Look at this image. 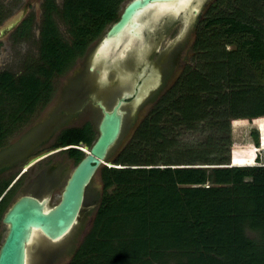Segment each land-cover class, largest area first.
I'll return each mask as SVG.
<instances>
[{
    "label": "trees",
    "instance_id": "1",
    "mask_svg": "<svg viewBox=\"0 0 264 264\" xmlns=\"http://www.w3.org/2000/svg\"><path fill=\"white\" fill-rule=\"evenodd\" d=\"M123 1L43 2L38 58L19 75L0 72V148L49 103L54 78L118 20ZM193 50L194 65L110 153L116 167L100 169L91 228L66 264H264V165L230 166L231 122L264 118V0H215ZM183 134L197 135L195 145L181 144ZM94 137L86 124L62 131L53 147L90 146ZM15 188L0 200V224Z\"/></svg>",
    "mask_w": 264,
    "mask_h": 264
},
{
    "label": "rangeland",
    "instance_id": "2",
    "mask_svg": "<svg viewBox=\"0 0 264 264\" xmlns=\"http://www.w3.org/2000/svg\"><path fill=\"white\" fill-rule=\"evenodd\" d=\"M62 1L63 0H55L56 5L59 7ZM214 1L215 0H190L187 9L185 8L184 10H187L186 12L188 13L191 12V15L184 27L183 25L185 24L181 25L179 21L182 20V15H178L174 12L162 13L155 17V19H151L153 22L148 24L147 30H144L145 43L142 46L140 45L141 47L133 53L138 57L143 56L142 61L139 62V66L137 63L135 65L132 62V64L129 63V58H133L130 50L128 51L129 57H127V54L126 56H124L125 54H122L121 57L120 55L118 56L117 51L120 49L121 44L110 49V52L112 55L115 54V57L111 54L110 56H106L105 54V58L102 57L98 61L100 62V66H96L94 54L103 40L105 32L109 29V27H107L100 38L88 46L83 56L77 59L64 74L54 79L53 93L49 103L42 109L36 111L24 126L6 139L5 145L0 148V168L4 167L5 157L10 153L13 155L15 151L18 159L21 158L20 161H25L42 151L49 150V146L53 144L56 139L55 136L57 135L55 132L60 129L59 127L66 126L67 128H78L89 124L96 130L100 115H98L99 111L94 104L95 101L102 100L108 106H111L122 94V91L131 88L135 81V77L126 81L117 79L120 78L119 72H116L114 69H116L119 60L123 62L118 63L123 69L134 68V66L137 65V67H135L137 72H139L145 63H147V66L151 64L154 66L153 68L160 73L161 77L159 78V84L136 108H132V101L129 102V105L125 109L126 114L122 135L118 144L111 152L112 158H114L126 147L137 125L152 109L155 103L153 99L155 98L158 100L168 86L172 87L178 79L177 77H179V74H181L187 66L194 65L193 44L196 34L194 25L198 19L203 18V14H205ZM2 2H5V0H1V3ZM128 2H130V0H124L121 3L119 14ZM41 11L42 6L39 2L36 4V8L32 6L31 9L28 10V16L34 23L33 26H31L32 28L30 29L29 35H26L27 37H19L17 39L13 37V35H15L13 33L0 41V72L7 71L14 75H19L27 61L38 58ZM17 13L18 11L11 13L6 18V25L4 27L7 26V22L11 23L17 18ZM55 22L61 36L68 39L67 28L63 25L62 20L56 17ZM141 25L145 26L146 23L143 21L139 23L133 20L130 27L136 26V28H138V26L140 27ZM149 30L154 32L145 37ZM128 43L129 39H126L122 44L128 46ZM146 46L150 49L147 55ZM104 59H106V62H104ZM108 59L115 61L111 64ZM90 65L98 72L99 76L96 73L89 74L87 72L86 69ZM100 67H105L106 70L103 72ZM136 71L135 73H137ZM98 80H100L101 84L97 83ZM129 80L130 83H128ZM254 132H257L258 144L255 142ZM196 139L198 140L197 135L193 134H183L180 136L181 144L186 142L185 144H188V146L195 145ZM263 141L264 118L255 123L254 119L232 121L230 166L264 165ZM63 157V152H60L48 159L35 163L27 169L23 168V173L22 171L19 173L16 168L12 172H6L1 175L0 181L11 179L12 182H17L14 186V188L16 187L15 194L10 203H13L24 192H30L38 197L48 196L50 205L56 204L60 197V190L74 167L69 160ZM239 161L247 162V164H237ZM5 165L12 166L13 163ZM53 165L55 167L51 168ZM99 171L94 176L87 190L79 221L75 227L72 228L73 230L71 233L62 242L61 246L54 249L41 250L36 244L32 243L30 246L31 264H65L67 255L81 243L82 239L91 228L96 209L100 202L102 184L100 183ZM60 173L63 174L61 184H48L52 181L51 178ZM96 201H98V204L94 208L92 205H94ZM5 234L6 227L1 223L0 236H2V240Z\"/></svg>",
    "mask_w": 264,
    "mask_h": 264
},
{
    "label": "water",
    "instance_id": "3",
    "mask_svg": "<svg viewBox=\"0 0 264 264\" xmlns=\"http://www.w3.org/2000/svg\"><path fill=\"white\" fill-rule=\"evenodd\" d=\"M177 0H130L120 14L119 19L112 23L105 32L104 38L96 49L97 59L100 49L115 40L125 30L135 32L136 26L130 27L136 16L141 15L154 4L171 3ZM143 11V12H142ZM18 22V20H16ZM141 23L140 20H138ZM10 27L0 30V35ZM137 33V32H136ZM116 49V48H115ZM126 45L121 44L118 55L124 54ZM94 69L93 66L90 70ZM117 78L126 81L135 77L131 88L108 106L102 100L95 101L101 116L97 124L98 136L91 146L82 151L85 156L71 171L67 178L59 201L50 205L49 197L23 195L16 199L4 213L1 223L6 227V234L0 244V264H31L30 246L36 244L39 249H54L61 246L77 222L84 207L85 191L93 181L95 174L103 167H116L109 160V155L118 144L122 135L127 100L132 99V108H136L158 86L159 74L143 69L141 73ZM156 77V78H155ZM125 78V79H124ZM58 148L54 151L62 150ZM54 151L34 156L24 165L27 169Z\"/></svg>",
    "mask_w": 264,
    "mask_h": 264
},
{
    "label": "flooded vegetation",
    "instance_id": "4",
    "mask_svg": "<svg viewBox=\"0 0 264 264\" xmlns=\"http://www.w3.org/2000/svg\"><path fill=\"white\" fill-rule=\"evenodd\" d=\"M45 0H5V2H2L1 3V0H0V30L1 29H4V28H6V27H4L5 25H6V18L11 14V13H14V12H16V11H18V13H17V15H16V19L13 21V22H7V25H8V27H10L9 29H7L6 31H4L3 32V34L2 35H0V41H2L3 39H5L7 36H10V34H15V35H13V37H16L17 39L20 37V38H22V37H27L25 34H22L21 33V31H20V25H22V23L24 22V21H29V25L28 26H30V29L32 28L31 26H33V23L34 22H32V20L29 18V16H28V10H30L31 9V7L32 6H35V8H36V4H38V2L39 3H41V6L43 7V2H44ZM54 3H56V2H54ZM6 6V7H5ZM6 8V9H5ZM10 8V9H9ZM123 11V10H122ZM122 11H121V13H122ZM152 11V13H154V16L155 17H157L158 15H159V13L157 12L158 10L157 9H152L151 10ZM187 11V10H186ZM185 10H180L179 12H174V13H176V14H178V15H182V20H179L180 22H181V25L182 24H185V25H183V27L184 26H186V23L188 22V20L190 19V15H191V12H186ZM156 12H157V14L158 15H156ZM166 11H161V13L160 14H162V13H165ZM171 10L170 11H168V12H166V13H173ZM42 13H43V10L41 11V22H42ZM120 13V14H121ZM206 13V12H205ZM8 14V15H7ZM120 14H119V17H120ZM187 14V15H186ZM204 15V14H203ZM185 16V17H184ZM155 17H154V19H155ZM204 17V16H203ZM119 19V18H118ZM203 19V18H202ZM202 19H198V21H201ZM16 20H18V22L16 21ZM198 21H196V23H195V27H194V30H196V26H197V24H198ZM153 22V20H150V24ZM8 23H10V24H8ZM3 26V28H2V26ZM40 27H41V23H40V25H39ZM148 29V28H147ZM154 32V31H153ZM153 32H151L150 30H149V32L148 33H146L147 35H145V37H147L148 36V34H152ZM29 33H30V30H29ZM29 33L27 34V35H29ZM133 38L132 37V35H130L129 34V38ZM147 39V38H146ZM39 40H40V28H39ZM137 40V39H136ZM139 41V40H138ZM146 49H147V53H146V55L149 53V51H150V49H148V47L146 46ZM83 56V55H82ZM81 57V56H80ZM80 57H78L77 59H79ZM142 58H143V56H142ZM76 59V60H77ZM75 60V61H76ZM146 60H147V58H146ZM146 60H144V61H146ZM140 62L142 61V60H139ZM104 62H106V60L104 59ZM123 63L122 61H119L118 63ZM109 63H111L112 64V61L111 60H109ZM125 63V62H124ZM136 63V62H135ZM134 63V64H135ZM95 64H97L96 66L97 67H99L100 65V62H98V61H96L95 62ZM147 63H145V65L139 70V72H138V74L139 73H141L142 72V70L143 69H147V71H149V70H152L153 71V73H154V75H155V73L156 74H159L160 75V73L155 69V68H153L154 66L153 65H149V66H147L146 65ZM134 66V65H133ZM132 66V67H133ZM91 65L90 66H88L87 67V72L89 73V74H94V73H96L97 75H98V72L96 71V70H94V69H92V70H90L91 69ZM129 67V66H128ZM135 67V66H134ZM188 67V66H187ZM186 67V68H187ZM130 68V67H129ZM152 68V69H151ZM114 70H116V72H119V71H121L120 70V68H117V65H116V69H114ZM186 69H184L183 71H182V73L185 71ZM181 73V72H180ZM181 73V74H182ZM137 74V73H136ZM181 74H179V76L181 75ZM99 76V75H98ZM57 77H59V76H57ZM161 77V76H160ZM98 78V77H97ZM177 78H179V77H177ZM55 79V78H54ZM54 81V80H53ZM97 83L98 84H101L100 83V80H98L97 81ZM170 88V86H168L165 90H164V93L166 92V90H168ZM130 101H132V99H130V100H127V103H129ZM95 104V103H94ZM96 106V105H95ZM97 109H98V107H97ZM98 111H99V114L98 115H100L101 116V113H100V110L98 109ZM83 127V126H82ZM60 129H58L56 132H55V134L58 136L62 131H64V130H67V129H71V128H73V127H71V128H67L66 126H62V127H59ZM75 128V127H74ZM78 128H81V127H78ZM94 131H95V133H96V137H94L95 139L97 138V136H98V132H97V129L95 130L94 129ZM57 136H55L56 138H57ZM55 141H56V139H55ZM55 141L53 142V144H51L49 147H50V149L49 150H45V151H42V152H40L39 154H42V153H46V152H49V151H54V150H56V149H58V148H63L62 150H59V151H54V152H52L51 154H49L48 156H46V157H44L42 160H45V159H48V158H50L51 156H53V155H55V154H57V153H60V152H63V156L65 157V159H67V160H69L70 162H71V164L72 165H74V167L80 162V160H82L83 158H84V156H85V153L82 151V149H80V148H78V147H81V148H83L84 149V147L85 146H87V145H84V144H78V145H76V146H69L70 148H68V147H59V146H56V147H53V145H54V143H55ZM95 141V140H94ZM93 141V142H94ZM93 144V143H92ZM91 144V145H92ZM90 145V146H91ZM89 147V146H88ZM70 149H76V150H79V151H81L82 153H83V156L80 158V160H75V158H73V157H71L70 155H69V150ZM16 152V151H15ZM13 153V155H11L12 153H10L9 155H7L6 157H5V164H7V165H9V164H11V163H13V165L12 166H6L5 164H4V167H1L0 168V176L1 175H3V174H5L6 172H12L13 170H15L16 168H17V171H19V173H21V171H22V169L24 168V165L27 163V161L28 160H25V161H20V159L21 158H19L18 159V156H17V153ZM39 154H36L35 156H37V155H39ZM2 155V154H1ZM34 157V156H33ZM32 157V158H33ZM63 157V158H64ZM7 159H8V161H7ZM31 159V158H30ZM29 159V160H30ZM42 160H40V161H42ZM53 167H55L54 165L53 166H51V168H53ZM74 167H73V169H74ZM72 169V170H73ZM60 170V169H59ZM58 170V171H59ZM24 171H22V173H23ZM100 172V171H99ZM71 173V172H70ZM70 173H69V175H70ZM56 175H58V174H56ZM54 176L53 178H51L52 179V181H50V183H48V184H50V185H55V183L56 184H61V182H62V176H63V174L62 173H60L58 176ZM69 175H68V177H69ZM96 175V174H95ZM67 177V178H68ZM67 178H66V180H67ZM66 180H65V182H66ZM7 181H9V184H7L8 186H7V188L5 189V191L3 192V194L1 195V197H0V200H1V198L4 196V195H6L14 186H15V184L17 183L16 181H13L12 182V180L11 179H8ZM64 182V183H65ZM0 183H2V181H0ZM90 185H91V182H90ZM89 185V186H90ZM63 186H64V184H63ZM63 186H62V188H63ZM89 186L87 187V189H86V191H85V197H86V193H87V190L89 189ZM61 191H62V189L60 190V193H61ZM23 195H30V196H37V195H35V194H33V193H30V192H24L21 196H23ZM20 197V196H19ZM18 197V198H19ZM17 198V199H18ZM60 198V197H59ZM59 201V200H58ZM98 204V201H96L95 202V204L94 205H92L94 208L96 207V205ZM82 231H83V229H82ZM4 238V237H3ZM3 241V240H2ZM2 243V242H1ZM71 257H72V252H70L68 255H67V259H66V263H68V261L71 259ZM65 263V264H66Z\"/></svg>",
    "mask_w": 264,
    "mask_h": 264
},
{
    "label": "bare ground",
    "instance_id": "5",
    "mask_svg": "<svg viewBox=\"0 0 264 264\" xmlns=\"http://www.w3.org/2000/svg\"><path fill=\"white\" fill-rule=\"evenodd\" d=\"M189 1L190 0H177V1H173V2H171V3H162V4H154V5H152L151 7H149L146 11H142L143 13L141 14V15H139V16H136V18H135V20L136 21H138V20H141V21H143V22H145L146 23V25L145 26H138V28L137 29H135V32H137V33H133L132 31H127V30H125V32H123L120 36H118V38H116L115 40H113V41H111V42H107L101 49H100V52H99V55H98V57H97V59H95V62L96 61H99L102 57H104L105 56V54H106V56H110V54L112 55V53L110 52V49L113 47H116L118 44H122V43H124V41L126 40V39H129V43L127 44L128 46H126L127 48H126V51L124 52V56H126V54H127V57H129V54H128V51L130 50L131 51V54H132V56H133V58H129V63L130 64H134L135 62L138 64V66H139V60H142V56H135L133 53H135V51L139 48V47H141L144 43H145V39H144V30H147V28H148V24H150L149 23V21L151 20V19H154V13H152V9H157L158 11V13L160 14L161 13V11H166V12H168V11H174V12H179L180 10H184L185 8L187 9V6H188V3H189ZM186 11V10H185ZM165 12V13H166ZM156 15H158L157 13H156ZM175 15V14H174ZM185 17V16H184ZM140 29V30H139ZM129 34L130 35H132V37L133 38H129ZM137 39V40H136ZM139 40V41H138ZM141 45V46H140ZM128 49V50H127ZM140 51V50H139ZM112 52H114V51H112ZM116 52V51H115ZM115 55V54H114ZM114 55H112V56H114ZM119 56V55H118ZM115 57V56H114ZM121 57V56H120ZM105 58V57H104ZM108 58V57H107ZM111 58V57H110ZM106 60V59H105ZM109 60V59H108ZM115 61V60H114ZM114 61L112 60V63H114ZM119 61H122V60H119ZM132 62V63H131ZM116 63H117V61H116ZM135 63V64H136ZM105 64V63H104ZM104 64H103V66H104ZM134 64V65H135ZM135 67H137V65L135 66ZM130 68V69H126V68H122V67H120V65L117 63V68H120V70L121 71H119V76L120 77H123V76H125V78L127 79L128 77H131V76H129V75H135V71L137 70L136 68ZM100 69H102V71L104 72L105 70H106V68L105 67H100ZM152 69V68H151ZM137 72V71H136ZM138 73V72H137ZM156 74V73H155ZM124 78V79H125ZM133 78V77H132ZM156 78V77H155ZM136 79V78H135ZM128 83H130V80L128 81ZM126 88V87H125ZM123 89V88H122ZM124 90V89H123ZM263 143H264V141H263ZM264 145V144H263Z\"/></svg>",
    "mask_w": 264,
    "mask_h": 264
},
{
    "label": "clouds",
    "instance_id": "6",
    "mask_svg": "<svg viewBox=\"0 0 264 264\" xmlns=\"http://www.w3.org/2000/svg\"><path fill=\"white\" fill-rule=\"evenodd\" d=\"M68 148H70V147H68ZM78 148L83 149V148H81V147H78Z\"/></svg>",
    "mask_w": 264,
    "mask_h": 264
}]
</instances>
